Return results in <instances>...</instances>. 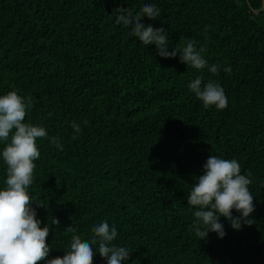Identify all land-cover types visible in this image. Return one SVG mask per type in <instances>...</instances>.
<instances>
[{
  "label": "trees",
  "instance_id": "trees-1",
  "mask_svg": "<svg viewBox=\"0 0 264 264\" xmlns=\"http://www.w3.org/2000/svg\"><path fill=\"white\" fill-rule=\"evenodd\" d=\"M146 4L161 15L142 23L165 28L168 51L192 39L220 72L161 58L112 15ZM197 76L224 89L225 109L203 106L188 87ZM11 91L32 102L24 122L48 133L28 188L50 228L48 259L107 221L112 244L131 251L122 264H264V0H0V96ZM210 155L250 174L254 223L235 230L221 216L225 236L200 240L187 195ZM93 249V264H107Z\"/></svg>",
  "mask_w": 264,
  "mask_h": 264
},
{
  "label": "clouds",
  "instance_id": "clouds-1",
  "mask_svg": "<svg viewBox=\"0 0 264 264\" xmlns=\"http://www.w3.org/2000/svg\"><path fill=\"white\" fill-rule=\"evenodd\" d=\"M112 15L117 24L131 28L130 34L137 37L143 45H155L157 55L161 58H176L179 53L180 62L187 66L196 70L207 68L214 75L220 72L221 66H209L202 55L205 48L201 47L197 51L194 46L196 42L192 39L187 40L182 50L176 47L168 51L169 37L165 28H154L151 24L146 26L142 23L145 16L150 20H157L161 15V10L155 5L146 4L135 14L131 8L117 7L113 9ZM223 71L231 73L232 69L226 67ZM203 79L202 76H197L189 83V89L202 101L205 108L215 106L218 110L225 109L228 99L224 89L213 81L202 83ZM32 107L31 100L21 97L16 91L0 96V141L8 142L2 153L7 166V178L6 187L0 190V264H40L42 261L46 264H93V244L97 243L98 253L107 264L127 262L131 251L127 247L112 244L118 235L117 228L115 225L110 227L107 221L93 226L91 241L82 240L79 235L73 234L70 248L63 258L48 259L51 251L47 243L50 228L48 224L40 227L41 221L36 218L37 212L28 192L36 167L33 162L41 155L37 139L47 137L48 133L42 126L24 122ZM72 127L77 133L80 132L75 122ZM77 138L73 136V139ZM53 143L59 150H63L59 140L54 139ZM203 168L204 175L196 178L187 195V204L198 209L194 212L195 235L202 240L211 231L223 238L225 232L219 222L221 216L235 230H240L242 225L251 226L254 221L249 217L254 212V206L253 195L249 191L250 174L242 175L240 164L235 159L227 160L215 155L209 156ZM233 209L241 215L233 217ZM52 225L59 228L60 221L53 218ZM66 229L74 232L71 226Z\"/></svg>",
  "mask_w": 264,
  "mask_h": 264
}]
</instances>
